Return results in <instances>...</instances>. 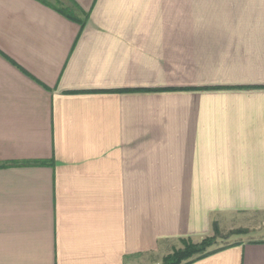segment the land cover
Here are the masks:
<instances>
[{"label": "crops", "instance_id": "crops-1", "mask_svg": "<svg viewBox=\"0 0 264 264\" xmlns=\"http://www.w3.org/2000/svg\"><path fill=\"white\" fill-rule=\"evenodd\" d=\"M73 1L83 30L0 0V166L47 163L0 168V264H145L264 214V0ZM237 243L192 264H264Z\"/></svg>", "mask_w": 264, "mask_h": 264}, {"label": "trees", "instance_id": "trees-1", "mask_svg": "<svg viewBox=\"0 0 264 264\" xmlns=\"http://www.w3.org/2000/svg\"><path fill=\"white\" fill-rule=\"evenodd\" d=\"M36 1L53 9L65 19L73 23H76L80 27V30H83L88 20V13L84 12L73 0H66L68 5H64L63 3H60V1H56L55 4L50 3L47 0H36ZM190 89H183V90H190ZM170 90L171 89L168 88H161V89H150V90L145 89L143 91L168 92ZM197 90H201V89H197ZM45 164L47 163L36 162V161L23 162V163L14 162L7 165H2L0 166V168H4L8 166H19V165L41 166ZM212 232H213L212 236L204 238L199 243H194L190 239H179L178 243L180 244V248L172 249L171 253H169L162 259V264H192L193 262L200 260L217 251L240 244L236 242V243L226 244L215 249H211L213 246L216 245L218 239L220 238V234L218 232L217 225L215 223L212 224Z\"/></svg>", "mask_w": 264, "mask_h": 264}, {"label": "rangeland", "instance_id": "rangeland-1", "mask_svg": "<svg viewBox=\"0 0 264 264\" xmlns=\"http://www.w3.org/2000/svg\"><path fill=\"white\" fill-rule=\"evenodd\" d=\"M47 1L53 4H55L56 1H60V3L68 5L66 0ZM215 224L217 225L220 238L218 239L216 245L211 249H215L226 244L264 238V214L256 215L254 217L238 216L232 220L225 221L221 225H218L217 223ZM175 245L178 248L180 247L179 243H175ZM164 257L165 256L146 254L145 264H162V259Z\"/></svg>", "mask_w": 264, "mask_h": 264}]
</instances>
